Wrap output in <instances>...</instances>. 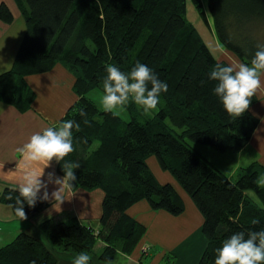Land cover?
Instances as JSON below:
<instances>
[{
  "label": "trees",
  "instance_id": "1",
  "mask_svg": "<svg viewBox=\"0 0 264 264\" xmlns=\"http://www.w3.org/2000/svg\"><path fill=\"white\" fill-rule=\"evenodd\" d=\"M14 1L26 31L12 67L0 73V99L25 110L34 98L26 75L48 71L57 63L70 71L76 99L54 126L74 119L80 131L73 129L75 150L57 163V170L63 176V164L78 163L72 189L100 187L104 196L98 226L74 217L47 218L39 225L47 244L18 232L0 246V264H56L53 250L74 256L83 251L91 260L101 261L113 260L118 251L130 253L146 226L127 214L129 205L145 199L153 210L173 215L184 210L173 184L156 179L147 163L150 156L171 173L203 217L206 246L198 264H214L216 249L232 233L264 229V163L242 167L232 180L187 142L238 152L258 123L251 111L256 94L239 117L230 116L214 94L216 82L209 80L210 70L229 63L215 57L188 20L187 0ZM191 1L205 18L201 0ZM207 5L219 44L249 63L257 46L264 45V0H208ZM0 19H13L3 2ZM137 61L166 82L168 91L161 93L152 116H139L130 101L125 106L130 118L123 121L100 109L87 92L103 91L108 64L128 72ZM80 109L87 113L89 124L79 115ZM16 189L6 186L0 193V201L14 213ZM47 205L39 199L34 207L25 203L26 215ZM98 239L104 242L100 251L95 249Z\"/></svg>",
  "mask_w": 264,
  "mask_h": 264
},
{
  "label": "crops",
  "instance_id": "2",
  "mask_svg": "<svg viewBox=\"0 0 264 264\" xmlns=\"http://www.w3.org/2000/svg\"><path fill=\"white\" fill-rule=\"evenodd\" d=\"M1 2L9 7L13 19L10 22L0 19V58H2L0 59V73L4 72L3 64H11L7 70L12 67L26 31V23L15 1L0 0ZM222 48L219 47L220 50ZM214 55L216 58L219 57ZM25 81L34 92L29 108L20 110L14 104L0 99V193L6 186L17 187L23 174L25 162L17 149L26 143L33 133L56 125L76 99L72 88L74 77L60 63L55 64L48 71L26 75ZM262 82H264V77H262ZM256 95L258 100L251 107V111L258 118V123L247 143L261 154L258 159L261 161L259 163L263 164L264 87L258 90ZM204 149L206 150L205 147ZM238 154L239 152L236 156ZM147 163L158 181L173 184L181 195L184 210L178 215L162 209L153 210L145 199L129 205L126 209L127 214L142 222L146 226V232L130 253L118 251L114 259L122 258L124 264H198L206 246V238L201 232L203 222L201 213L171 173L160 167L154 156L148 157ZM44 171L45 176L42 178L44 180L47 179V173L52 171L56 176L62 177L57 170L55 160L51 161L50 166ZM53 187L49 185V193ZM42 193L43 190H41V195ZM65 196L66 200L60 205L59 211L52 207L53 202L50 200L47 201L48 205L43 210L35 215H27L26 220H20L11 211L9 205L0 201V224H2L0 246L10 242L21 231L47 244L39 225L50 217L55 220L74 217L82 223L98 226L104 196L100 187L66 190ZM103 246L104 242L98 239L95 249L100 251ZM145 247L146 250H144ZM53 251L57 258L56 264H73L75 258L73 254ZM90 264L104 263L93 258Z\"/></svg>",
  "mask_w": 264,
  "mask_h": 264
},
{
  "label": "clouds",
  "instance_id": "3",
  "mask_svg": "<svg viewBox=\"0 0 264 264\" xmlns=\"http://www.w3.org/2000/svg\"><path fill=\"white\" fill-rule=\"evenodd\" d=\"M257 49L249 63L234 62L226 66L215 64L210 70L208 78L216 82L214 94L230 116H242L249 109L251 98L264 87V45H258ZM10 65L3 64V71ZM105 71L100 103L105 112H110L115 117L121 115L130 100L145 112L154 110L160 102L161 93L168 91L167 83L139 61L128 72L113 64H108ZM79 115L85 118L86 125L89 124L87 113L83 109H80ZM73 129L80 131V123L74 119L62 121L58 126L46 127L33 133L17 149L25 162L13 205L20 220L27 219L25 203L34 207L38 199L42 202L51 200L52 207L59 211L60 205L66 200V190L74 187L77 179L75 169L80 167L78 163L63 164L62 177L56 176L52 171L47 173L46 180L42 179L45 176L44 170L50 166L51 161L59 163L75 150ZM49 185L54 186L51 193L48 191ZM9 199L12 197L9 196ZM90 260V255L82 251L75 256L73 264H90ZM214 264H264V229L248 231L247 234L243 231L232 233L216 249Z\"/></svg>",
  "mask_w": 264,
  "mask_h": 264
},
{
  "label": "rangeland",
  "instance_id": "4",
  "mask_svg": "<svg viewBox=\"0 0 264 264\" xmlns=\"http://www.w3.org/2000/svg\"><path fill=\"white\" fill-rule=\"evenodd\" d=\"M201 3L202 9L204 10L205 18H203V16L199 13L197 8L194 6L193 2L191 0H187L185 14L188 20H190L197 27V29L201 33V36L210 46L213 53L216 54L217 57L219 56L218 58H224L223 60L227 61L229 64L234 62L243 63L233 52L227 49H223L222 46H220L218 40L216 39V35L212 25V18L208 11V0H201ZM260 30H262V28ZM261 41L264 42V38H261ZM219 47L222 48V50H220ZM102 95L103 91L98 88H93L87 92V96L91 98L100 109H103L100 103ZM157 109L158 107L154 110L145 112L141 106L136 105V110L139 116L141 117L152 116L157 111ZM120 117L123 121H126L130 118V114L126 107L121 112ZM187 142L192 146V148L196 152L204 156V158H206L211 164L219 168L221 172H223V174L229 176L232 180H234L237 177L238 173L242 171V167L244 168L248 166L247 164L251 165V162H258V164H261L259 163L261 161L258 159V157H261V154L255 149L251 148L248 143H246V145L240 151H238L239 154L238 156H236L238 152H221L208 144H201L198 142L191 141L190 139H187ZM204 147L206 148V150L204 149ZM1 228L2 224H0V229ZM109 262L110 264H124L122 258H118L117 260L113 259L109 261H102V263L104 264H109Z\"/></svg>",
  "mask_w": 264,
  "mask_h": 264
},
{
  "label": "built area",
  "instance_id": "5",
  "mask_svg": "<svg viewBox=\"0 0 264 264\" xmlns=\"http://www.w3.org/2000/svg\"><path fill=\"white\" fill-rule=\"evenodd\" d=\"M144 250H146V247L144 248Z\"/></svg>",
  "mask_w": 264,
  "mask_h": 264
}]
</instances>
